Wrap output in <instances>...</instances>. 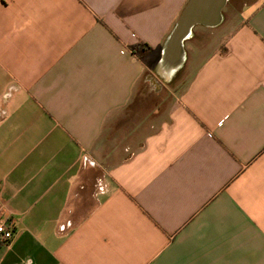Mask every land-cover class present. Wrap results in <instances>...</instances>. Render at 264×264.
Returning a JSON list of instances; mask_svg holds the SVG:
<instances>
[{"label":"crops","instance_id":"0c3cea01","mask_svg":"<svg viewBox=\"0 0 264 264\" xmlns=\"http://www.w3.org/2000/svg\"><path fill=\"white\" fill-rule=\"evenodd\" d=\"M187 1L0 0V264H264V0L118 150Z\"/></svg>","mask_w":264,"mask_h":264},{"label":"rangeland","instance_id":"374dc122","mask_svg":"<svg viewBox=\"0 0 264 264\" xmlns=\"http://www.w3.org/2000/svg\"><path fill=\"white\" fill-rule=\"evenodd\" d=\"M246 1L248 2V0H228L225 8L222 10L223 21L216 28L222 29L231 26L237 12L240 11ZM219 29H211L209 32L213 33L214 37L206 36L203 44L212 45L213 43H217L219 32H221ZM189 75L190 71L187 66L183 65L178 71L174 72L170 80L161 77L155 81L144 78L138 95L136 94L130 104L135 113L132 116L126 114V120H122L119 123V131L115 132L118 150L122 151V159L126 158L133 151V147L139 145L141 139L139 136L140 130L145 128L147 124L158 123L161 118L160 114L164 113L172 103L173 98L171 95L181 90L184 81ZM129 118L132 119L130 120Z\"/></svg>","mask_w":264,"mask_h":264},{"label":"water","instance_id":"95a60500","mask_svg":"<svg viewBox=\"0 0 264 264\" xmlns=\"http://www.w3.org/2000/svg\"><path fill=\"white\" fill-rule=\"evenodd\" d=\"M228 0H188L168 35L162 50L160 67L176 72L183 64L184 42L194 27L215 28L222 22V10Z\"/></svg>","mask_w":264,"mask_h":264},{"label":"built area","instance_id":"2783aa9c","mask_svg":"<svg viewBox=\"0 0 264 264\" xmlns=\"http://www.w3.org/2000/svg\"><path fill=\"white\" fill-rule=\"evenodd\" d=\"M13 238L12 228L0 213V244L7 245Z\"/></svg>","mask_w":264,"mask_h":264}]
</instances>
